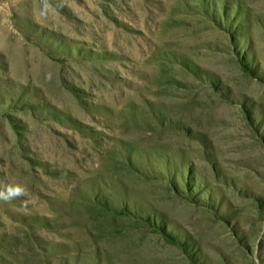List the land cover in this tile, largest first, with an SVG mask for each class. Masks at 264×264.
<instances>
[{"label":"rangeland","instance_id":"374dc122","mask_svg":"<svg viewBox=\"0 0 264 264\" xmlns=\"http://www.w3.org/2000/svg\"><path fill=\"white\" fill-rule=\"evenodd\" d=\"M48 3L0 0V264H264V0Z\"/></svg>","mask_w":264,"mask_h":264},{"label":"clouds","instance_id":"9594fccd","mask_svg":"<svg viewBox=\"0 0 264 264\" xmlns=\"http://www.w3.org/2000/svg\"><path fill=\"white\" fill-rule=\"evenodd\" d=\"M51 5L48 0H44V10L46 11ZM43 14V13H42ZM29 195V189L22 184H6L3 188H0V200L5 203H10L13 200L21 199L22 197H27ZM33 200H23L24 207H27ZM259 264V261H257Z\"/></svg>","mask_w":264,"mask_h":264}]
</instances>
